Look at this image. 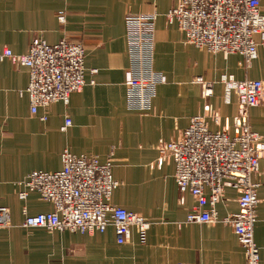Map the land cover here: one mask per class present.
Masks as SVG:
<instances>
[{"label": "crops", "instance_id": "obj_1", "mask_svg": "<svg viewBox=\"0 0 264 264\" xmlns=\"http://www.w3.org/2000/svg\"><path fill=\"white\" fill-rule=\"evenodd\" d=\"M178 1L0 0V49L26 55L36 39L49 45L62 39L81 43L87 83L71 95L67 106L58 102L32 115L24 93L29 70L0 61V207L11 212V227L0 228V264H246L231 227L187 222L197 202L190 193L179 192L175 165L159 161L158 147L178 140L193 118L210 112L219 117L218 124L207 119L210 131H227L234 138L240 109L234 93L227 100L222 78L264 83V41L255 37L258 57L249 64L238 54L213 55L186 45L177 24L167 20ZM261 13L264 16V0ZM129 15L157 16L152 70L166 82L156 87L149 113L126 107ZM209 89L212 93L206 96ZM247 116L251 129L264 140V99ZM67 118L72 125L63 131ZM65 150L97 156L101 163L114 157L113 177L120 186L112 204L150 222L146 244L140 243L135 230L128 243L119 245L113 228L83 235L23 227L26 215L47 214L54 208L37 194L19 199L18 183L35 171L62 170ZM254 182L260 185L255 242L264 264V158ZM205 193L210 196L209 189ZM239 196L226 185L223 200L215 206L219 220L238 213Z\"/></svg>", "mask_w": 264, "mask_h": 264}, {"label": "built area", "instance_id": "obj_2", "mask_svg": "<svg viewBox=\"0 0 264 264\" xmlns=\"http://www.w3.org/2000/svg\"><path fill=\"white\" fill-rule=\"evenodd\" d=\"M262 0H179L167 15L169 24L176 23L185 37V44L210 54L241 55L247 64L258 57L256 36L264 41ZM64 22V16L60 18ZM156 15L133 16L125 19L130 57V77L126 82V107L130 112L149 113L156 97V87L166 77L152 70L151 49ZM10 60L29 70V84L25 90L36 115L40 108L55 103L66 106L74 93L86 86V49L81 43L62 39L49 45L42 39L32 42L26 55H16L7 47L0 49V61ZM202 82L201 79H199ZM227 100L234 93L240 113L235 120L237 134L231 138L227 131L212 132L207 119L218 124L216 112L199 116L176 141L161 143L159 161L175 165L174 179L181 193H190L197 205L189 213L187 222L198 224L222 223L234 231L245 254L246 264H261L260 251L255 242L258 221L259 184L254 178L260 173L264 158L263 137L254 132L247 113L263 103L264 83L257 80L237 81L224 76ZM212 91H206L210 96ZM43 121L47 118L43 117ZM66 119L63 131L71 127ZM114 157L101 163L97 156H76L69 150L62 154V170L35 171L18 183L19 199L30 194L52 204L53 211L34 216L26 215L23 227L41 228L49 233L74 234L115 231L119 245L128 243L132 230L141 244L147 243L150 222L142 216L112 204L114 191L120 186L114 180ZM226 185L239 193L238 213L218 219L215 206L224 198ZM210 190L206 196L205 190ZM11 227V212L0 207V228Z\"/></svg>", "mask_w": 264, "mask_h": 264}, {"label": "rangeland", "instance_id": "obj_3", "mask_svg": "<svg viewBox=\"0 0 264 264\" xmlns=\"http://www.w3.org/2000/svg\"><path fill=\"white\" fill-rule=\"evenodd\" d=\"M2 229H6V228H2Z\"/></svg>", "mask_w": 264, "mask_h": 264}]
</instances>
